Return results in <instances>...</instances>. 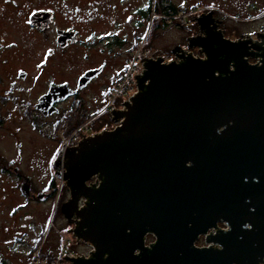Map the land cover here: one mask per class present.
I'll list each match as a JSON object with an SVG mask.
<instances>
[{
  "label": "water",
  "instance_id": "95a60500",
  "mask_svg": "<svg viewBox=\"0 0 264 264\" xmlns=\"http://www.w3.org/2000/svg\"><path fill=\"white\" fill-rule=\"evenodd\" d=\"M195 18L201 32L188 48L205 57L178 46L167 62L146 59L138 91L111 109L119 124L54 161L69 192L60 211L75 237L93 246L88 257L64 256L73 264L264 261V26L230 39L213 10ZM72 93L51 86L34 107L55 113ZM211 227V245L196 246ZM147 233L156 239L145 245Z\"/></svg>",
  "mask_w": 264,
  "mask_h": 264
},
{
  "label": "rangeland",
  "instance_id": "374dc122",
  "mask_svg": "<svg viewBox=\"0 0 264 264\" xmlns=\"http://www.w3.org/2000/svg\"><path fill=\"white\" fill-rule=\"evenodd\" d=\"M85 1L41 0L44 6H52L60 16L70 15L74 3L82 4ZM170 1L177 7L178 12L183 13L175 16L170 22L164 18L167 24L165 27H162L160 22L157 24L149 47L142 46L139 51L141 57L147 55L155 58L164 55L165 60H171L175 57L173 49L178 46L196 53L198 47L188 48V39L200 34L201 30L199 31L195 17H200L202 12L213 10L214 17L221 21L219 28L224 36L230 39L245 36L247 33L254 35V32L264 26V0ZM113 2L116 0H107L106 8L103 10L99 8L108 21L100 20L98 27L111 29L109 21L118 13L117 10L113 14L111 10ZM36 3L37 0H31V6ZM158 16L163 18L160 14ZM115 17L122 25L119 30L128 29L129 24L124 15L121 16L119 13ZM159 17L157 22L160 21ZM149 28L152 26L150 27L147 21L140 43L145 36L148 40ZM11 32L6 37L4 45L7 51L0 54V70L3 77L0 84V255L13 264H28L32 258L43 259L46 264L53 263L59 258V262L66 264L68 258L64 256L68 250L81 254L86 253L89 246L75 237L70 229L74 227V223L68 221L60 211V204L69 197V192L65 180L57 174V171L64 169L62 163L54 167V161L59 157L60 161H63L66 147L76 144L84 136L112 129L119 123V120H112L111 109L123 108L124 104L121 101H127V97L137 89L136 75L141 74L144 60H141L139 65L133 62L138 51L136 49L122 70V75L118 76H121L119 80L124 78L131 65L133 66L128 78L131 88L127 93H123L124 95L114 98L113 85L119 80L108 81L105 85V89H108L107 94L98 97L102 98L101 105L105 110L99 118L95 119L91 115L98 108L99 103L94 92L100 89L102 82H95L83 90L81 97L86 105L81 107L84 109L80 110H83L82 113H77L76 116L83 117L84 120L74 128L70 123L75 117L70 100L61 104L59 114L51 113L46 116L35 108L34 104L49 81L56 82L68 78L74 83L75 75L88 64L83 54L86 52L90 54L92 50L76 44L73 52L69 50L61 56L54 52L48 59L42 56L48 50L54 51V37L51 33L40 37V43L38 39H34L35 43L32 45V42H22L15 31ZM11 40L21 42L20 46L14 47L9 44ZM3 54L8 56L7 61L3 60ZM73 54L74 64L70 66V57ZM96 58L99 59L98 56ZM40 60L43 64L41 67L38 64ZM19 68L28 71L27 77L22 79L15 76ZM112 69L114 68H107L102 77L108 76ZM90 180L94 181L93 178ZM28 186L30 192L29 198L26 199L23 198L21 188L25 192ZM32 192L36 194L35 198L31 197ZM151 238L148 235L146 242ZM201 239L199 238L198 242H201ZM32 240H35L32 249L23 244L26 241L31 243Z\"/></svg>",
  "mask_w": 264,
  "mask_h": 264
},
{
  "label": "flooded vegetation",
  "instance_id": "af4514ba",
  "mask_svg": "<svg viewBox=\"0 0 264 264\" xmlns=\"http://www.w3.org/2000/svg\"><path fill=\"white\" fill-rule=\"evenodd\" d=\"M107 0H86L84 3L73 4L72 12L68 16H60L52 6H44L41 0H37L34 6H31V0H0V54L2 51H7L5 42L6 37L12 31L18 33L22 42H32L34 45L35 40L40 43V37L48 36V33L53 35L54 40V51L48 50L42 57L46 56L48 59L59 53V55H64L67 51L73 52L76 44L82 45L92 50V53H84L83 57L88 61L86 67L81 68V70L73 78L74 83H72L68 78H62L58 81H49L46 85L45 90L39 93L37 100L44 94H46L51 86L66 84L67 87L73 91V93L67 96L65 99L57 101L55 106L58 108L57 113L61 111V104L65 101H71V107L74 109L75 118L77 113H82L84 110L81 107L86 105L85 101L81 97L83 90L87 89L91 84L95 82H102L99 90H96V101L99 103L96 112L91 115L93 118H99L100 115L105 113L102 109L101 102L102 98L99 99V95L107 94L108 89H105V85L108 81L115 82L118 81L119 75H122V70L131 58V54L138 49L135 53L133 62L139 65L141 60H146L152 57L147 55L141 57L139 51L142 46L149 47L152 40V36L155 33L157 24L160 22L162 27L167 24L164 18H160L158 14H163L156 10L157 1L163 2L164 6L171 3L170 0H116L111 5V10L113 14L118 10L117 14L124 15L126 17L128 29H120L121 22L114 17L111 18L110 28L98 27L100 20H107L105 18L103 9L106 8L105 3ZM75 2V0H73ZM101 8V9H99ZM83 10V11H80ZM101 10V11H100ZM158 12V13H157ZM50 14V15H49ZM159 20L157 22V18ZM98 20L94 23V21ZM148 21L149 26L152 28L148 29L150 33L147 40V36L144 37L143 42L140 43L142 35H144V29L146 22ZM19 31V32H18ZM143 33V34H142ZM155 35V34H154ZM36 41V42H37ZM9 44L14 45V47H19L21 42L11 40ZM5 47V48H4ZM97 52V54H96ZM12 53V52H11ZM73 54L70 57V66H73L72 59H74ZM99 57V59L96 58ZM133 56V55H132ZM3 60L7 61L8 56L3 54ZM259 58L256 60L254 57H248L250 63L259 62ZM39 66H43L41 60L38 62ZM114 68L108 76L104 78L102 75L107 68ZM6 71V68H3ZM88 74L90 77L84 81L82 86H79L82 81L80 79ZM28 75L26 69L19 68L15 72V76L19 78H25ZM3 81L2 73L0 70V84ZM7 92V91H6ZM93 96V94H92ZM4 97V96H1ZM83 109L82 111H80ZM223 128V126H221ZM254 141V140H253ZM253 150V149H252ZM256 152V151H255ZM30 188L27 187V191L21 188V193L23 198H29ZM36 194L31 193V197L35 198ZM216 226L218 228H226L223 222L217 221ZM216 229L211 227L206 233L199 234L194 241V244L198 247H207L211 243L206 241L207 235L210 233H215ZM19 232V231H18ZM148 235L152 238L150 241L146 242ZM201 242H198V239ZM156 237L152 233H147L145 236V245L154 242ZM24 242L28 248L32 249L34 247L35 240ZM1 264H13L12 262L6 260L2 255H0ZM258 264H264L260 262Z\"/></svg>",
  "mask_w": 264,
  "mask_h": 264
},
{
  "label": "built area",
  "instance_id": "2783aa9c",
  "mask_svg": "<svg viewBox=\"0 0 264 264\" xmlns=\"http://www.w3.org/2000/svg\"><path fill=\"white\" fill-rule=\"evenodd\" d=\"M181 13H183L182 11H179V12H177L176 14H172L171 12H169L168 14H161L160 16L161 17H163V18H167L168 20H169V22L170 21H172V19L173 18H175V16H179V14H181ZM184 15V14H183ZM182 16V15H181ZM185 17L186 16H184L183 18L185 19ZM185 50H190V49H185ZM195 54H199L202 58L203 57H205V55L201 52V51H199V48H197V52L195 53ZM256 60L258 59V58H255ZM163 61H169V60H163ZM132 65H131V67H130V69L128 70L129 72L127 73V75L124 77V78H121L118 82H116L113 86H114V98L116 97V96H118V95H124L125 93H127V91H128V89L129 88H131V85H130V79H128L129 78V74H130V72L132 71ZM123 77V76H122ZM138 91V89H135L134 90V92L129 96V97H127V100L129 101V99H130V97L132 96V95H134L136 92ZM124 93V94H123ZM124 108V107H123ZM119 124V123H118ZM75 145V144H74ZM94 179V181H91L90 179ZM92 178H90L89 180H87V184H89V183H91V182H93V183H95L96 182V180H97V176H93ZM84 200V198H81L80 199V202H81V204H79V206H82L83 205V201ZM86 243V242H85ZM86 245H88L89 246V249H88V251L86 252V253H81V254H79V255H83L84 254V256L85 257H88V255H89V251L90 250H92L93 249V246L91 245V244H89V243H86ZM74 254H76V253H74L73 251H71V250H68L67 251V253L65 254V256L67 255L68 257H71V256H73ZM38 258H36V259H34V258H32V260L28 263V264H46L45 263V260H43V259H39V260H37ZM59 258H57V260H58ZM56 260V259H55ZM55 261V262H53V263H50V264H62L61 262H59V260L58 261ZM66 264H73V262L70 260V259H68V262L66 263Z\"/></svg>",
  "mask_w": 264,
  "mask_h": 264
},
{
  "label": "trees",
  "instance_id": "16d2710c",
  "mask_svg": "<svg viewBox=\"0 0 264 264\" xmlns=\"http://www.w3.org/2000/svg\"><path fill=\"white\" fill-rule=\"evenodd\" d=\"M156 10L158 12H162L163 14H168L169 12H171L172 14H176L178 12L177 7L172 3L167 4V6H164L163 2H159V1H157L156 3ZM83 120H84L83 117H76V118L74 117L72 118V120H70L71 121L70 123H72V126L75 128L79 126L83 122ZM63 194L61 195L63 196Z\"/></svg>",
  "mask_w": 264,
  "mask_h": 264
}]
</instances>
